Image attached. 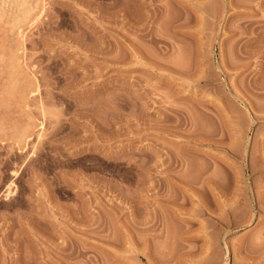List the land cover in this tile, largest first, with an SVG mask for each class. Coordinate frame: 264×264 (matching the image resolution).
Instances as JSON below:
<instances>
[{
    "label": "rangeland",
    "instance_id": "1",
    "mask_svg": "<svg viewBox=\"0 0 264 264\" xmlns=\"http://www.w3.org/2000/svg\"><path fill=\"white\" fill-rule=\"evenodd\" d=\"M0 264H264V0H0Z\"/></svg>",
    "mask_w": 264,
    "mask_h": 264
}]
</instances>
